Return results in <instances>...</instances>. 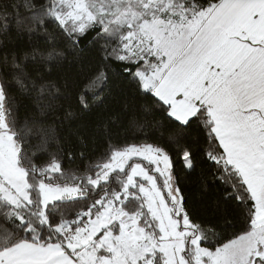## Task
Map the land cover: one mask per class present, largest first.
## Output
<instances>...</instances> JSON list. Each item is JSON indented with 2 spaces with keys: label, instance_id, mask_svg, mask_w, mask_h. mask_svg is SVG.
I'll use <instances>...</instances> for the list:
<instances>
[{
  "label": "snow or ice",
  "instance_id": "obj_1",
  "mask_svg": "<svg viewBox=\"0 0 264 264\" xmlns=\"http://www.w3.org/2000/svg\"><path fill=\"white\" fill-rule=\"evenodd\" d=\"M20 7L28 30L51 25L73 49L94 32L104 67L120 64L150 100L144 112L155 109L172 125L169 143L189 171L196 154L181 145L202 125L211 179L245 222L226 241L207 243L172 154L149 142L156 132L162 138V121L136 124L142 142L110 145L83 172H66L55 156L38 165L24 147L30 129L18 124L12 92L51 106L45 101L60 86L44 68L64 56L54 47L39 54V66L28 56L0 63V264H264V0H25L0 5V19L15 13L24 25ZM106 80L100 71L92 85ZM93 99L102 102L99 93ZM88 106L80 94L78 107Z\"/></svg>",
  "mask_w": 264,
  "mask_h": 264
},
{
  "label": "trees",
  "instance_id": "obj_2",
  "mask_svg": "<svg viewBox=\"0 0 264 264\" xmlns=\"http://www.w3.org/2000/svg\"><path fill=\"white\" fill-rule=\"evenodd\" d=\"M25 0H0V5L15 3L23 5ZM41 3L43 0H32ZM205 3L206 0H201ZM29 12L20 7L19 17L24 25H17L16 14H11L7 22L0 19V63L10 61L13 56L23 59L30 67L43 63L39 54L46 55L54 47L64 53L56 67L44 68L47 79L60 86V92L51 101L50 107L41 109L32 96H21L13 89L16 99L14 115L18 124L27 122L29 133L24 147L38 165H45L55 156L60 159L64 170L83 172L90 164L104 158L110 145H124L142 142V134L136 124L144 123L145 119L162 121L158 111L146 114L144 107L150 104L136 92L135 86L129 82L120 64L112 62L109 68L99 52V46L91 43L95 33L81 39L77 48L69 46L66 38L53 26L47 31L40 28L28 30L27 17ZM37 53V61L31 56ZM100 71L107 72V80L92 81ZM67 89V91H65ZM88 97V108L80 109V94ZM99 93L102 102L93 99ZM71 97L68 99L67 97ZM71 106V107H70ZM71 110L74 117L68 118L66 113ZM165 131L161 138L156 132L149 142L160 143L174 159L176 176L185 198V204L192 219L200 223L208 233V244L215 245L218 240L231 238L239 233L245 222L244 214L236 207V202L226 198L224 186L220 181H213L210 176L209 164L204 153L208 148L206 132L203 126H194L186 134L182 147H190L196 154V168L189 171L184 168L181 158L176 155L178 149L169 143L167 129L172 127L162 121Z\"/></svg>",
  "mask_w": 264,
  "mask_h": 264
}]
</instances>
